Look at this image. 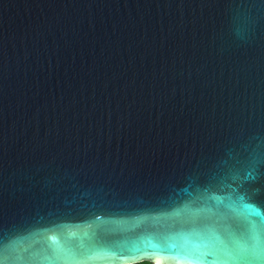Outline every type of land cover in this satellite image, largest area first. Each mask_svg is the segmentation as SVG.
<instances>
[{"label":"water","instance_id":"obj_1","mask_svg":"<svg viewBox=\"0 0 264 264\" xmlns=\"http://www.w3.org/2000/svg\"><path fill=\"white\" fill-rule=\"evenodd\" d=\"M264 264V0H0V264Z\"/></svg>","mask_w":264,"mask_h":264},{"label":"trees","instance_id":"obj_2","mask_svg":"<svg viewBox=\"0 0 264 264\" xmlns=\"http://www.w3.org/2000/svg\"><path fill=\"white\" fill-rule=\"evenodd\" d=\"M134 264H150V262L147 260H144V261L136 262Z\"/></svg>","mask_w":264,"mask_h":264},{"label":"rangeland","instance_id":"obj_3","mask_svg":"<svg viewBox=\"0 0 264 264\" xmlns=\"http://www.w3.org/2000/svg\"><path fill=\"white\" fill-rule=\"evenodd\" d=\"M126 264H134V263H126ZM150 264H156L154 261H150Z\"/></svg>","mask_w":264,"mask_h":264}]
</instances>
